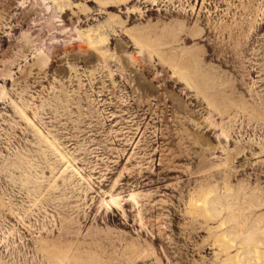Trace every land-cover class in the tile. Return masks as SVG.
Here are the masks:
<instances>
[{
	"label": "rangeland",
	"instance_id": "rangeland-1",
	"mask_svg": "<svg viewBox=\"0 0 264 264\" xmlns=\"http://www.w3.org/2000/svg\"><path fill=\"white\" fill-rule=\"evenodd\" d=\"M263 243L264 0H0V264Z\"/></svg>",
	"mask_w": 264,
	"mask_h": 264
},
{
	"label": "bare ground",
	"instance_id": "bare-ground-1",
	"mask_svg": "<svg viewBox=\"0 0 264 264\" xmlns=\"http://www.w3.org/2000/svg\"><path fill=\"white\" fill-rule=\"evenodd\" d=\"M103 6H104V7L106 6V7L104 8L105 10H108V9H114L113 6H107V4H105L104 2H103ZM161 37H162V36H161ZM161 37H160V38H161ZM157 40H158V39H157ZM156 44H157V42H156ZM157 45H158V44H157ZM186 79H187V78H186ZM189 80H190V79H188L187 82H189ZM113 200H114V199H113ZM114 201H115V200H114ZM205 202H206V201H205ZM205 202H204V204L206 205L207 203H205ZM111 203H112V202H111ZM113 203H115V202H113ZM232 235H233V234H232ZM225 238H226V237H225ZM228 238H229V237H228ZM260 239H261V238H260ZM233 240H234V239H233ZM233 240H232V241H233ZM246 240H247V239H246ZM256 240H257V239H256ZM256 240H255V241H256ZM232 241H231V242H232ZM225 242H226V240H225ZM251 242H252V241H251ZM261 242H262V240H258L257 244H255V245H258L259 243L261 244ZM228 243H230V242H228ZM232 243H233V242H232ZM253 243H254V242H253ZM253 243H252V244H253ZM216 244H217V243H216ZM234 244H235V242H234ZM263 244H264V243H263ZM224 245L227 246L226 244H224ZM231 245H233V244H231ZM222 246H223V244H222ZM228 246H229V245H228ZM255 247H256V246H255ZM256 248H257V247H256ZM248 249H250L249 246H248ZM253 249H254V248H253ZM249 251H250V250H249ZM251 251L253 252L252 249H251ZM254 251H255V250H254ZM252 252H251V253L248 252V253L252 254ZM246 253H247V251H246ZM237 255H238V254H237ZM237 255H236V258H235V259H233V260L231 259V260H232V264H242V263H243V262H242V258H243L242 256H243L244 254L242 253V256H241L242 258H239L240 253H239L238 256H237ZM246 255H247V254H246ZM248 255H249V254H248ZM248 255H247V256H248ZM254 255H255V254H254ZM251 257H252V256H251ZM251 257H249V258H250V261L247 260V261L249 262V264L253 263V261H254L253 264H256V263L262 261V260H261L262 257L260 256V253H258V252H256V257L254 256L253 259H251ZM231 260H230V261H231ZM243 260H244V259H243ZM245 264H246V262H245Z\"/></svg>",
	"mask_w": 264,
	"mask_h": 264
}]
</instances>
